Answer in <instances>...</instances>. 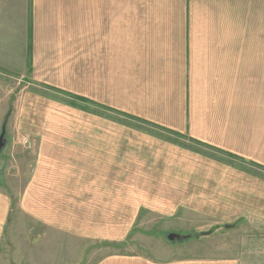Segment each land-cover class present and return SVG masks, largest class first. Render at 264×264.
Returning a JSON list of instances; mask_svg holds the SVG:
<instances>
[{
	"label": "crops",
	"instance_id": "obj_1",
	"mask_svg": "<svg viewBox=\"0 0 264 264\" xmlns=\"http://www.w3.org/2000/svg\"><path fill=\"white\" fill-rule=\"evenodd\" d=\"M77 3L0 0V67L24 83V107L17 105L16 116L23 126L38 112L27 108L35 96L26 89L39 82L149 124L112 115L94 125L93 114L80 154L81 142L72 136L48 135L51 142L43 144L42 131L22 212L37 224L55 223L69 243H77V236L125 235L126 223L140 212L185 211L188 220L189 212L215 210L244 229L264 225V176L231 166L224 160L229 158L212 151L264 165V120L258 121L261 130L252 121L255 103L264 119V0H85L80 19ZM11 110L9 103L1 121L5 141ZM230 174L243 184L231 182ZM4 190L0 187V264H14L3 242L10 212ZM43 250L38 247L33 255L40 256L22 262L57 258ZM139 258L132 264H142ZM243 260L238 251L174 264ZM149 264L171 263L155 258Z\"/></svg>",
	"mask_w": 264,
	"mask_h": 264
},
{
	"label": "rangeland",
	"instance_id": "obj_2",
	"mask_svg": "<svg viewBox=\"0 0 264 264\" xmlns=\"http://www.w3.org/2000/svg\"><path fill=\"white\" fill-rule=\"evenodd\" d=\"M84 6L85 0H78L77 15L79 19L84 17ZM81 48H84V40ZM59 70L61 73L62 70L71 69L63 67L62 70ZM11 74V72L0 67V93H2L0 95V126L9 103L12 109L6 124V141L0 151V187L5 188L4 191L8 193L10 199V212L3 242L9 246L7 256H12L11 260H14V264H24L23 259L30 258L32 260L34 256H40L41 253L33 254L34 250L41 246L44 247L43 252L46 250L50 256L54 253V256L57 257L55 259L49 257L45 264H132L137 257H140L138 260H141L142 264H149L155 258L167 260L174 264L182 259L186 261L188 259L213 258L223 254L231 256L238 251L245 264H264V225L252 224L244 229L238 223L232 224L231 218L222 217L223 220L215 210L202 211L201 213L205 215L189 212L188 220H185V211L182 213L180 211L176 213L174 210L169 212H140L136 221L131 224L126 223L125 235L119 236L111 233L102 237L95 235L94 238H79L77 236V243L66 241V235L53 228L55 223L39 222L37 224L31 216L22 212L21 205L29 177L36 167L38 142L41 143L42 131L46 133L42 135L43 144L51 142L48 135L54 134L63 139L72 136V139L81 142L80 146L76 145L78 149L76 153L80 154V151L84 152L83 143L87 119H91L93 114L95 115L94 125H97L95 122L97 119L100 121L101 118L113 119L112 115H120L127 122L135 123L141 127L149 123L127 113L115 112L114 108L103 105L96 100L87 99L83 95L49 84L30 82L26 90L35 97L32 98L27 108L39 110L32 113V116L22 126V117L19 121V117L16 116V107L17 105L24 107L20 94L24 83L20 82L21 78L17 79L15 75ZM78 74L79 80H83L79 88L84 89V63L79 66ZM67 106L71 109L70 112L66 110L65 107ZM260 120L264 119L260 114L258 104L255 103L252 121L255 122L259 130H261L258 125ZM217 150L212 149L214 155L221 154L229 158L224 160L229 162L231 166L236 164L242 169H248L252 173L264 176V165L254 163L251 160L248 161L241 155ZM43 156L42 150L41 157ZM228 177L235 185L244 182L233 174ZM174 182L181 183L180 180ZM174 189L176 190V187ZM175 190L168 191L174 192ZM257 191L260 192V190ZM221 198L223 201L229 202L228 197L222 196ZM209 207L215 208V206ZM67 209L68 206L62 208L64 214H66ZM20 221L24 223L19 225ZM216 222L224 223V225L214 228ZM175 231H183L185 234L203 231L206 234L203 235L204 237H197V239L192 236L183 241H168L166 235ZM35 234L37 235L35 236ZM41 235L43 236L41 237ZM54 235L60 237L54 240ZM6 236L9 242L6 240ZM33 236L36 238L33 239ZM224 246L226 248H222ZM143 257L147 260H143Z\"/></svg>",
	"mask_w": 264,
	"mask_h": 264
},
{
	"label": "water",
	"instance_id": "obj_3",
	"mask_svg": "<svg viewBox=\"0 0 264 264\" xmlns=\"http://www.w3.org/2000/svg\"><path fill=\"white\" fill-rule=\"evenodd\" d=\"M5 144V122H3L0 130V151L2 150L3 146ZM191 233H177V232H169L166 235V238L168 241H183L184 239L190 238ZM197 237V236H195Z\"/></svg>",
	"mask_w": 264,
	"mask_h": 264
},
{
	"label": "trees",
	"instance_id": "obj_4",
	"mask_svg": "<svg viewBox=\"0 0 264 264\" xmlns=\"http://www.w3.org/2000/svg\"><path fill=\"white\" fill-rule=\"evenodd\" d=\"M191 233V237L193 236V237H195V236H197V237H201V236H203V235H205L206 233L205 232H203V231H193V232H190Z\"/></svg>",
	"mask_w": 264,
	"mask_h": 264
}]
</instances>
